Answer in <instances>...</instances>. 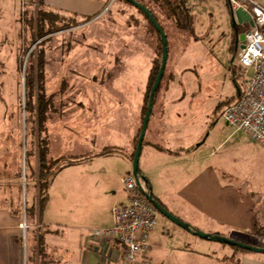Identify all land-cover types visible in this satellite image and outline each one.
I'll use <instances>...</instances> for the list:
<instances>
[{
    "label": "crops",
    "instance_id": "obj_1",
    "mask_svg": "<svg viewBox=\"0 0 264 264\" xmlns=\"http://www.w3.org/2000/svg\"><path fill=\"white\" fill-rule=\"evenodd\" d=\"M10 5L0 0V34L4 33L0 69L6 73L9 69L1 54L9 33L2 30L14 25L17 11L16 4L14 14L8 12ZM42 6L90 17L105 4L96 0H45ZM164 22L173 24L166 18ZM193 72L195 76L185 81L188 85L175 80L177 73L172 70L165 82L164 75L149 118L140 171L155 198L193 228L264 247V169L258 168L255 183L243 158H237V163L230 157L228 162L236 148L260 154L264 147L227 121L229 126L220 135L209 128L210 116L201 105L204 99L196 89L200 82ZM230 72L239 90L222 100L221 106L235 101L247 89H240L241 67L233 64ZM149 79L150 74L133 110L129 99L118 92L102 96L100 91H91L89 84L81 97H60L66 104L59 112L50 107L45 128L38 135L44 138L49 158L64 156L68 160L50 178L48 200L30 222L32 264H123V244L94 239L91 231L111 227L113 205L129 200L122 180L133 173L132 156L142 128ZM4 116L0 112V264H23L20 192L15 183H19V150L15 152L18 146L12 144L10 128L2 123ZM39 141L35 142L37 149ZM106 149L111 151L104 153ZM38 187L33 180V205L38 201ZM200 237L159 213L150 247L142 254L153 264H264L262 252L236 248L225 252L203 244ZM38 246L42 249L40 259Z\"/></svg>",
    "mask_w": 264,
    "mask_h": 264
},
{
    "label": "rangeland",
    "instance_id": "obj_2",
    "mask_svg": "<svg viewBox=\"0 0 264 264\" xmlns=\"http://www.w3.org/2000/svg\"><path fill=\"white\" fill-rule=\"evenodd\" d=\"M5 1L11 3L8 12L14 14L16 4L17 11L13 15L16 16L12 21L14 25L2 30L9 33L1 54L9 71L0 77V81L4 82V86L0 88V112L5 114L6 121L2 120V123L6 125L5 128H10L12 144L18 146L15 148L16 153L18 150L21 152L25 131L30 141L29 148H32L31 142L35 143L38 139L41 143L44 142V138L38 135L40 131L34 121L35 117L31 116L30 122L26 123L25 108L20 105L25 100V72L33 56L36 57L42 51L47 59L45 93L46 96H53V111L59 112L66 104L65 99L61 101L60 97H81L84 92L87 93L85 87L88 84L92 87L91 91H100L102 96L119 93L129 99L133 110L148 81L152 59L155 57L153 66L161 62L160 33L138 7L127 0H96L103 2L105 6L98 14L90 17H79L59 9L47 8L46 10L53 11L50 14L52 21L46 22V33L39 35L36 30L38 13L45 0H34L35 3L33 0ZM137 1L149 7L154 6L159 18L163 17L165 20L166 17L154 0ZM190 6L194 21L191 32L178 29L162 20L168 38V60L165 78L162 80H168L172 70L177 73L175 80L188 85L185 81L192 74L195 76L193 71H196V80L200 82L196 89L198 88V96L204 99L202 107L210 116L209 128H214L215 134L220 135L229 126L222 114L225 106L220 104L222 100L236 95L239 90L230 72L232 65L237 64L236 59L242 49L239 35L233 24L232 7L228 0H191ZM27 25L30 27H26ZM24 28L25 31H22ZM19 31H22L24 42L19 48L20 64L17 70ZM3 37L4 33H1L0 41ZM135 50L137 54L133 55ZM241 70L240 89H246L253 69L241 67ZM91 84L98 86L99 90ZM230 157L237 163V158H243L247 162L249 178L257 182L256 176L260 173L258 168L264 169V153L253 154L248 148H236L228 156V162ZM15 183L18 184L17 181ZM255 187L257 188L256 185ZM124 192L129 193L126 188ZM30 193L31 183L28 186V201ZM40 193L38 187V197ZM30 239L31 229L28 232L26 251L21 237L23 264H32ZM200 240H203V244L223 248L225 252L244 250L202 237Z\"/></svg>",
    "mask_w": 264,
    "mask_h": 264
},
{
    "label": "built area",
    "instance_id": "obj_3",
    "mask_svg": "<svg viewBox=\"0 0 264 264\" xmlns=\"http://www.w3.org/2000/svg\"><path fill=\"white\" fill-rule=\"evenodd\" d=\"M228 1L233 9L243 7L252 14L254 26L245 34V46L236 63L243 68H252L253 74L247 89L238 99L226 105L222 114L229 124L247 131L264 146V3L260 0ZM122 183L129 191L128 202L115 203L112 207L114 224L111 227L94 228L91 237L112 239L123 244V264H153L142 253L150 247L149 239L158 224L159 211L145 195L148 188L144 180L131 173L123 177ZM25 201L24 195V209ZM19 229L26 251L31 224L25 210Z\"/></svg>",
    "mask_w": 264,
    "mask_h": 264
},
{
    "label": "trees",
    "instance_id": "obj_4",
    "mask_svg": "<svg viewBox=\"0 0 264 264\" xmlns=\"http://www.w3.org/2000/svg\"><path fill=\"white\" fill-rule=\"evenodd\" d=\"M191 0H154V2L158 3L157 6L161 10V13L163 16L166 17V19L170 20L177 28L187 30L188 32H191L194 27V21H193V14L190 6ZM140 2V1H139ZM144 4L156 17L158 22L161 24V26L164 28V24L162 22V19L158 16V11L155 9V7L151 6L149 7L147 4L141 2ZM41 9H39L38 13V21L36 25V30L39 35H43L46 33V22H51L50 14H53V11L46 10L44 6L41 5ZM45 8V9H44ZM141 10V9H140ZM142 11V10H141ZM142 13L146 16V14L142 11ZM147 17V16H146ZM151 25L154 29V24L150 21V19L147 17ZM34 24H32V27H34ZM30 27V25H27L26 27ZM250 28V26L247 24L246 31ZM25 31V28L22 30ZM22 31H19L18 38H19V46H18V55L16 56L17 65L16 68L18 70L20 59H19V48L21 47V44L24 42L21 34ZM160 53H161V59H162V45L160 46ZM1 62V60H0ZM47 64V59L45 57V53L42 51L41 53H38L35 56H33V59L30 61L29 66L25 72V100L24 103H20V105H23L22 108H25V122H30L31 116L35 117V122L37 123L38 129L41 132L45 128V122L48 119V114L51 105V96H46L45 93V65ZM160 63H156L150 72V79L148 84V90L146 94V105L144 107V114L147 110L148 100H149V94L151 87L155 81V78L158 74V71L160 69ZM5 71H2L0 69V77H2L3 74H5ZM4 86V82L0 81V88ZM156 96V95H155ZM139 131L137 138H136V146L138 143V138L140 136ZM24 143H21V152L18 155V172L17 176L19 179V200L20 203H18V209L19 212L21 210V219L23 216L24 210L26 211L27 218L29 222L34 220L36 218L37 212H40L44 205L46 204L48 200V193H47V187L48 182L50 178L53 176L56 170H58L62 164L67 159V157H60L56 159H51L48 157V152L46 150V147L44 146V143L39 141L40 148L37 149L35 144L31 142V147L29 148V138L28 134L25 131L24 134ZM19 145V144H18ZM110 149H106L104 153L110 152ZM113 151V150H112ZM134 155L132 156V160L134 159ZM24 167V168H23ZM25 175V188H23V176ZM33 180L36 182V184H39V188L41 190L40 196L38 197V201L35 205H33L30 201H28L27 198V192H28V186L30 183L33 182ZM148 186V184L146 183ZM25 195V209L23 207V199ZM21 239V236H20ZM22 241V240H21ZM39 247V246H38ZM236 247V246H235ZM239 248V247H236ZM242 249V248H240ZM42 257V249L39 247L37 249V258L40 259Z\"/></svg>",
    "mask_w": 264,
    "mask_h": 264
},
{
    "label": "water",
    "instance_id": "obj_5",
    "mask_svg": "<svg viewBox=\"0 0 264 264\" xmlns=\"http://www.w3.org/2000/svg\"><path fill=\"white\" fill-rule=\"evenodd\" d=\"M131 3H133L136 7L141 9L146 16L150 19V21L154 24L155 28L160 33L161 37V45H162V59H161V64H160V69L158 71V74L155 78V81L151 87L150 94H149V100H148V105H147V110L143 118V123H142V128L140 132V136L138 138V143L136 146V151L133 159V174L142 180H144L148 185L149 182L147 178L141 173L140 167H139V161H140V155H141V150L145 138V134L147 131V126L149 122V118L151 116L152 110H153V105H154V99L155 95L157 93V90L162 82V79L164 77L165 69H166V64L168 60V38L167 34L164 30V28L161 26V24L158 22L154 14L141 2L137 0H127ZM232 16H233V24L235 29H237L239 26H245L246 24L250 26H254V20L252 18L251 13L247 12L244 8L239 7L237 9H231ZM239 41L241 44V48L245 46V34H239ZM146 197L156 206L158 209L159 213L162 215L166 216L169 218L171 221L175 222L176 224L182 226L183 228L187 229L191 233L201 236L202 238H206L212 241H217L221 242L224 244H229L231 246H236L245 250H251V251H256V252H262L264 253V247L263 246H258L254 244H249L245 243L236 239H233L231 237H226V236H221V235H216L208 232H203L201 230H198L196 228H193L190 224L184 222L181 220L179 217H177L175 214H173L169 209H167L155 196L153 195L151 186H149L148 191L145 192Z\"/></svg>",
    "mask_w": 264,
    "mask_h": 264
},
{
    "label": "flooded vegetation",
    "instance_id": "obj_6",
    "mask_svg": "<svg viewBox=\"0 0 264 264\" xmlns=\"http://www.w3.org/2000/svg\"><path fill=\"white\" fill-rule=\"evenodd\" d=\"M246 26H247V24L245 25V26H239L237 29H236V31H237V33H239L240 35L241 34H246Z\"/></svg>",
    "mask_w": 264,
    "mask_h": 264
}]
</instances>
